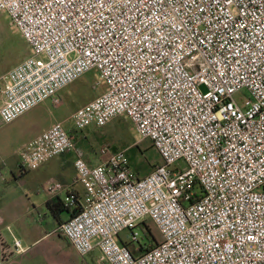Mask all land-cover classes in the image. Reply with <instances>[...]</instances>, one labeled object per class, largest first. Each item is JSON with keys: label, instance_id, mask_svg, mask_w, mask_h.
Listing matches in <instances>:
<instances>
[{"label": "built area", "instance_id": "built-area-1", "mask_svg": "<svg viewBox=\"0 0 264 264\" xmlns=\"http://www.w3.org/2000/svg\"><path fill=\"white\" fill-rule=\"evenodd\" d=\"M0 12L32 49L6 76L0 123L62 105L96 71L105 91L75 111L74 129L127 116L161 156L141 177L107 144L93 167L62 123L19 150L22 172L77 155L85 197L66 199L78 212L59 234L81 257L264 264V0H0ZM147 219L162 237L142 251Z\"/></svg>", "mask_w": 264, "mask_h": 264}, {"label": "rangeland", "instance_id": "rangeland-1", "mask_svg": "<svg viewBox=\"0 0 264 264\" xmlns=\"http://www.w3.org/2000/svg\"><path fill=\"white\" fill-rule=\"evenodd\" d=\"M32 55V49L24 39L20 31L12 24L10 17L5 12H0V88L5 86L6 76L9 71ZM105 91V83L99 78L96 71H91L74 83L70 84L64 92H61L62 105L55 106L51 100L40 105V108L32 111L27 117L18 118L14 123H0V203L5 202L8 196L26 193L28 181H22L24 175L17 167V150L21 144L32 136L36 130L27 131L29 121L39 122L38 126L44 128L57 118L68 119L67 125H74L72 115L79 108L94 100ZM247 95L248 93L245 92ZM238 94L236 98L238 99ZM39 107V106H38ZM59 108V109H58ZM59 110V111H58ZM87 132L96 138L95 148L99 152L101 147L110 144L117 149L126 152L131 168L138 176L145 177L153 171L155 166L162 162L161 156L153 143L148 138H143L136 130L135 125L127 116L114 119L104 127L92 125ZM22 148V147H21ZM12 171L16 173L14 178ZM37 220V219H36ZM147 232L151 234L157 245L161 241V233L151 219H147ZM18 227H16L17 229ZM0 228V260L6 251H9L11 260L8 264H51L49 254V242L45 241L30 250L28 253H18L15 248V240L8 229ZM141 244H147V239L142 230H138ZM60 235V234H59ZM61 236V235H60ZM63 237V236H61ZM57 240L61 238L55 237ZM4 245L9 250L3 248ZM22 243L24 240L22 239ZM12 253V254H11ZM60 259L58 253L54 256ZM100 257V250L95 249L86 258L91 264ZM0 264H4L0 261Z\"/></svg>", "mask_w": 264, "mask_h": 264}, {"label": "crops", "instance_id": "crops-1", "mask_svg": "<svg viewBox=\"0 0 264 264\" xmlns=\"http://www.w3.org/2000/svg\"><path fill=\"white\" fill-rule=\"evenodd\" d=\"M5 86L0 88V107L4 100L3 89ZM38 108L40 106L20 118L27 117L32 111ZM67 121L68 119L62 120L57 118L48 126L40 129H37L39 128L37 127L39 122L29 121L26 130L36 131L19 146L16 152L17 167L20 169L21 158L19 150L21 147L36 139L55 123H62L75 137L79 152L90 166L95 167L104 162L105 157L94 146L97 143L96 137L87 132V128L83 131L75 130L74 125H67ZM76 157L77 155L75 153H67L48 160L35 170L21 172L24 175L22 181H28L26 193L18 196H8L5 202L0 203V228H4L2 230L6 231L8 229V233L11 231L14 240L20 241L22 251H17L18 253H28L30 250L50 239L49 248L52 252L49 254V262L51 264H91L86 257H81L64 237L59 235L60 226L69 219L70 212L57 214L49 205L50 203H58L60 201L66 206L65 201L70 195H75L80 203L83 202L85 188L78 181V174L75 168ZM12 174L14 178H17L14 171H12ZM53 183L62 186V189L55 194L48 191L49 185ZM68 207L73 210L72 206ZM16 227L18 228L16 229ZM55 237L61 239L57 240ZM22 239L24 243H22ZM4 244V241H2L1 246L9 250V247ZM56 253L59 254L60 259L54 257ZM10 256L12 255H10L9 251H6L0 261L8 264L11 260ZM93 264H103L101 262V252L99 259Z\"/></svg>", "mask_w": 264, "mask_h": 264}, {"label": "trees", "instance_id": "trees-1", "mask_svg": "<svg viewBox=\"0 0 264 264\" xmlns=\"http://www.w3.org/2000/svg\"><path fill=\"white\" fill-rule=\"evenodd\" d=\"M65 203H66V201H65ZM49 205H50L51 209L57 214H61V213H64V212H70V217H72L73 215H75V213L78 212V209L73 208V210H71L68 207L67 203H66V206H65L64 203L60 202V201L58 203H50ZM146 226H147V224H146ZM145 238L147 239L148 242H147L145 248L141 247V250L142 251H146V250L154 248L155 245L151 244V242L154 241V238L151 236V234H148L147 231L145 232ZM134 253H136V252L134 251Z\"/></svg>", "mask_w": 264, "mask_h": 264}]
</instances>
